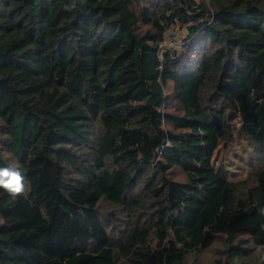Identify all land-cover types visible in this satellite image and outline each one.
I'll list each match as a JSON object with an SVG mask.
<instances>
[{"label": "trees", "instance_id": "16d2710c", "mask_svg": "<svg viewBox=\"0 0 264 264\" xmlns=\"http://www.w3.org/2000/svg\"><path fill=\"white\" fill-rule=\"evenodd\" d=\"M143 3L0 0V264H264V0Z\"/></svg>", "mask_w": 264, "mask_h": 264}, {"label": "rangeland", "instance_id": "374dc122", "mask_svg": "<svg viewBox=\"0 0 264 264\" xmlns=\"http://www.w3.org/2000/svg\"><path fill=\"white\" fill-rule=\"evenodd\" d=\"M149 0H143V2H147ZM143 3V4H144ZM185 36L186 32L183 27L181 26H175L171 27L169 31L166 33L165 36V43L163 44L164 47L167 48H176L177 51L182 52L184 51L185 45ZM171 91V84L168 87L167 93ZM170 104V111H178V106L175 101L169 102ZM237 123H235V126ZM234 124L227 128L225 131V136L222 139V163H224L226 166L229 167L232 171L240 172L242 170V166H244V161H240L238 157L234 155V153H242L244 152V146L243 143L240 141L236 131L234 130L235 127H233ZM242 165V166H241ZM244 173L241 174L242 176L245 175ZM173 177L176 179H184L183 174L179 169L175 170ZM128 216L121 212L120 219H126ZM242 238H247L246 235H242ZM227 243L224 239H219L216 241L210 249L198 251L195 253H192L189 255V263L190 264H216L217 260H225L226 255L223 253V251L226 249ZM254 252L251 253L250 259L254 260L255 262H261L262 261V255L259 249L254 247Z\"/></svg>", "mask_w": 264, "mask_h": 264}, {"label": "clouds", "instance_id": "9594fccd", "mask_svg": "<svg viewBox=\"0 0 264 264\" xmlns=\"http://www.w3.org/2000/svg\"><path fill=\"white\" fill-rule=\"evenodd\" d=\"M0 177H10L8 180L0 178V186L8 189L12 194H18L24 190L22 176L19 172H9L7 169H5L0 172Z\"/></svg>", "mask_w": 264, "mask_h": 264}]
</instances>
